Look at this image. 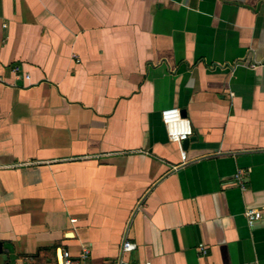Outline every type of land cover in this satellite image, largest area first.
<instances>
[{
	"label": "crops",
	"instance_id": "1",
	"mask_svg": "<svg viewBox=\"0 0 264 264\" xmlns=\"http://www.w3.org/2000/svg\"><path fill=\"white\" fill-rule=\"evenodd\" d=\"M83 247L264 264V0H0V264Z\"/></svg>",
	"mask_w": 264,
	"mask_h": 264
},
{
	"label": "built area",
	"instance_id": "2",
	"mask_svg": "<svg viewBox=\"0 0 264 264\" xmlns=\"http://www.w3.org/2000/svg\"><path fill=\"white\" fill-rule=\"evenodd\" d=\"M254 67V65H252ZM13 72L19 73V68L14 67ZM161 121L165 127L167 138L170 142L176 144L180 151V163L174 168L183 165L187 162L186 153L182 149V142L189 139L193 132L191 122L187 117H183L180 110L177 108H169L161 111ZM236 181L241 189H244V175L238 173L236 175ZM243 215L249 226L261 218V211L254 208H245ZM136 249V244L125 240L121 244L120 253L121 256ZM198 250L204 255L206 253V247L200 244ZM56 264H85V260L89 256V250L86 247L81 249V252L77 257L71 256V254L64 249L58 248L55 250ZM112 264H122V259L113 262ZM148 264V263H147Z\"/></svg>",
	"mask_w": 264,
	"mask_h": 264
},
{
	"label": "water",
	"instance_id": "3",
	"mask_svg": "<svg viewBox=\"0 0 264 264\" xmlns=\"http://www.w3.org/2000/svg\"><path fill=\"white\" fill-rule=\"evenodd\" d=\"M180 113H181V115L183 117H186V113H185L184 110H180ZM190 140H191V138H189V139H187V140H185V141L182 142V149H185L186 148V146H187V144L189 143Z\"/></svg>",
	"mask_w": 264,
	"mask_h": 264
}]
</instances>
